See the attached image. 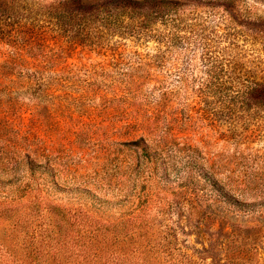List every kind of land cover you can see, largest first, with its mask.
I'll use <instances>...</instances> for the list:
<instances>
[{
    "label": "rangeland",
    "instance_id": "374dc122",
    "mask_svg": "<svg viewBox=\"0 0 264 264\" xmlns=\"http://www.w3.org/2000/svg\"><path fill=\"white\" fill-rule=\"evenodd\" d=\"M15 1L37 19L45 0ZM134 1L111 0L51 41L53 89L42 91L37 113L18 118L17 131L41 147L68 148V190L49 186L50 198L61 212L106 220L148 212L137 244L112 264H264V0ZM186 24L192 40L163 52L143 28ZM83 32L88 40L71 49L69 36ZM150 132L151 163L128 147ZM84 183L91 194L70 190ZM43 212L29 229L20 219L16 232L0 231V264H27V231L46 246L42 264H85L76 233L52 257L55 239L41 233L59 222Z\"/></svg>",
    "mask_w": 264,
    "mask_h": 264
},
{
    "label": "trees",
    "instance_id": "16d2710c",
    "mask_svg": "<svg viewBox=\"0 0 264 264\" xmlns=\"http://www.w3.org/2000/svg\"><path fill=\"white\" fill-rule=\"evenodd\" d=\"M147 1L155 3L159 0ZM120 2L133 8L137 5L134 0ZM109 4L111 0H45L41 15L32 19L28 13H22L23 8L19 2L7 0L4 5L6 24L0 29L5 39L3 43L7 47L4 51L0 50V231L7 229L8 232H16L20 219L27 223L25 228L29 229L36 212H47L59 222V225L52 222L50 229L46 223L41 233L45 241L50 233L55 239L52 257L61 258L57 241L62 244L69 233H76L79 235H73L75 242L87 251L85 261L81 262L85 264L114 263V255L118 251L137 244V234L142 233L144 226H148V212L140 215L132 212L128 217L106 220L84 209L76 212L72 209L59 211L57 208L62 206L50 198L49 189L68 190L67 185H63V182L69 183V178L65 176L72 168L66 155L68 148L62 145L58 150L41 147L28 133L24 134L23 129L17 131V128L22 121L18 122L19 117L21 119L29 111L37 113L42 91L53 89V83L48 79V71L55 66L52 63L55 55L51 41H59L63 33L77 23L89 24L100 12L108 9ZM72 5L77 9H72ZM143 28L154 35L160 52H163L165 46L192 40L196 31L195 27L187 24L169 29ZM86 32L69 36L67 43L71 49L88 40L91 33ZM78 129L77 126L73 129V135L78 134ZM151 135L153 133L150 132L147 137L128 143L129 149L139 159L148 160L149 163L158 156L152 152ZM70 190L91 194L88 183ZM26 242L29 245L24 257L27 264L45 262L49 254L44 252L46 246L39 237L27 231ZM106 253L110 256L107 257Z\"/></svg>",
    "mask_w": 264,
    "mask_h": 264
}]
</instances>
